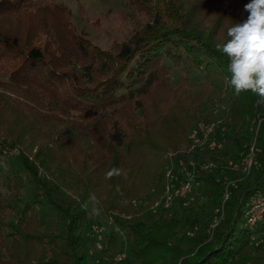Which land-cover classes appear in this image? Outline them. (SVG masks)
<instances>
[{
  "label": "trees",
  "instance_id": "trees-1",
  "mask_svg": "<svg viewBox=\"0 0 264 264\" xmlns=\"http://www.w3.org/2000/svg\"><path fill=\"white\" fill-rule=\"evenodd\" d=\"M248 2L128 0L145 20L102 47L78 32L65 6L0 0V264H92V256L101 264H264L253 254L264 211L255 224L247 216L251 198H264V98L236 94L228 59L215 49L247 19ZM174 68L186 71L178 84ZM197 71L206 79L193 81ZM214 91L228 107L218 141L185 153L199 122L212 120L205 106ZM37 106L68 117H45ZM226 142L235 160L255 155L251 174L227 191L225 177L239 173L225 162L230 151H219ZM210 160L222 166L207 171ZM172 161L196 165L204 195L222 209L212 233H197L189 248L180 233L198 215L193 208L178 202L144 222ZM114 167L122 174L107 179ZM92 194L106 219L90 214ZM51 211L62 220L48 231ZM94 220L102 228L92 248L85 227ZM123 245L127 256L117 260Z\"/></svg>",
  "mask_w": 264,
  "mask_h": 264
},
{
  "label": "rangeland",
  "instance_id": "rangeland-1",
  "mask_svg": "<svg viewBox=\"0 0 264 264\" xmlns=\"http://www.w3.org/2000/svg\"><path fill=\"white\" fill-rule=\"evenodd\" d=\"M35 5H41L44 3H54L59 4L61 6H65L69 8L72 21L78 32L82 33L89 39H91L95 44H98L102 47L109 46L115 39H125L133 30L140 25L141 22L145 20L144 15H140L129 7L127 4L128 0H33ZM186 74L184 68H174L173 72V82L174 84H178L181 81L183 75ZM206 75L203 72H194L192 75V80H205ZM36 110L45 117L48 118H57V119H66L68 117L67 113L63 111L59 107H47V106H37ZM205 110L207 113L211 114L212 120L218 123L217 129L221 125L222 121L226 118L228 107L226 103L221 99L219 93L214 91L206 106ZM221 121V122H218ZM202 122V121H201ZM208 122V121H206ZM200 123V122H199ZM217 139L215 136L212 138L211 143H217ZM195 142V139L193 143ZM208 145H199L196 151H204V149ZM223 146V147H222ZM255 141L251 146L250 150H254ZM221 149L219 151L222 152V156H224L225 151H230V156L224 157L225 162L228 164L230 169L238 171V176L234 177H225L228 181L226 185V191L229 188L238 187L241 182H244L251 174V165L249 167L250 170L245 171V166L251 160H254V154L251 153L249 156H245L240 160H235L232 158L235 149H232L230 145L226 142L221 145ZM187 148V147H186ZM184 148V149H186ZM182 149L181 151H183ZM183 152L188 153L187 150ZM195 151V152H196ZM218 151V150H217ZM173 153V152H171ZM170 153V154H171ZM193 162V161H192ZM221 160L219 161H206L202 166L207 171L217 170L220 166H222ZM173 171L176 177H181L180 169L178 167L180 164L176 161L173 162ZM183 166V165H182ZM181 166V167H182ZM180 167V168H181ZM195 178L192 181L191 191L187 193L185 196L177 197L173 199L172 204L169 208H164L162 206L157 207L156 203L162 198L159 197L155 199L152 204L149 206V210L147 211L144 222L147 223L150 219L158 214L163 209H172L175 207V204L178 202H182L183 205L187 208H193L194 213L198 215H193L190 219V222L187 224L184 230L180 233L181 237V245L185 248H189L193 243L194 236L198 234H202L204 236H209L212 233V230L219 223L220 215L222 209L213 206V203L207 199L204 195L202 181L200 180L199 172L197 171V166L193 167ZM237 185V186H236ZM164 194V193H163ZM153 197V194L147 193L141 196L136 201V206L142 208L146 206L148 201ZM225 198H227V193L225 192ZM204 205V210L201 207ZM99 209V215H97V219H106V214L101 206H96ZM45 219V229L48 231H53L57 226L60 225L62 220V216L60 214H56L55 211H51L43 215ZM101 223L97 220L89 221L86 223V234L89 237L87 242L92 248L99 246V233L101 230ZM63 233V231H60ZM256 249L254 253L256 256L264 260V240H258L256 243ZM95 250L92 249V252ZM97 252V250H96ZM127 247L123 245L122 254L123 257L127 256ZM92 264H101V261L98 257L92 256L91 259Z\"/></svg>",
  "mask_w": 264,
  "mask_h": 264
},
{
  "label": "clouds",
  "instance_id": "clouds-1",
  "mask_svg": "<svg viewBox=\"0 0 264 264\" xmlns=\"http://www.w3.org/2000/svg\"><path fill=\"white\" fill-rule=\"evenodd\" d=\"M244 10L248 13L247 19L231 25L227 30L228 39L216 43L215 49L228 59V86L236 94L250 91L264 98V0H249ZM121 174L122 170L114 167L106 173V178ZM89 203L90 214L99 215L96 207L99 201L94 194L89 196ZM84 207L87 209L88 204Z\"/></svg>",
  "mask_w": 264,
  "mask_h": 264
},
{
  "label": "built area",
  "instance_id": "built-area-1",
  "mask_svg": "<svg viewBox=\"0 0 264 264\" xmlns=\"http://www.w3.org/2000/svg\"><path fill=\"white\" fill-rule=\"evenodd\" d=\"M218 122H221V121H218ZM217 126H218V123L215 121L200 122L198 126L196 127V129L192 132V137L193 139H195V142L190 145L187 152L193 153L198 149L199 145L211 144V140L214 137V134L216 133ZM17 152H18L17 148L5 150V153L9 155H14ZM173 162L174 161H172L170 167L166 171L167 183H166L162 198L156 203L157 207L162 206L164 208H169L172 204L173 199L177 197L185 196L187 193L191 191L192 181L195 178L194 170H193L194 166L188 167L184 163L178 162L180 164L178 169H180L181 177H176L174 175V171L172 170ZM251 163H252V160L248 164H246L245 171L250 170L249 167ZM190 165H194V163L191 162ZM251 199H252L251 200L252 204L249 208V211H247L248 223L255 224L263 216L264 198L260 195H256ZM122 258H123V255H120L117 257V260H120Z\"/></svg>",
  "mask_w": 264,
  "mask_h": 264
}]
</instances>
